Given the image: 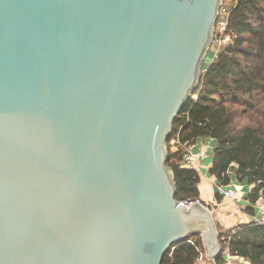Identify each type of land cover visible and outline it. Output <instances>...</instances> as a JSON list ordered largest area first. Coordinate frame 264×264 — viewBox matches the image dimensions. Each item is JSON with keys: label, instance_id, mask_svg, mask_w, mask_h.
<instances>
[{"label": "water", "instance_id": "water-1", "mask_svg": "<svg viewBox=\"0 0 264 264\" xmlns=\"http://www.w3.org/2000/svg\"><path fill=\"white\" fill-rule=\"evenodd\" d=\"M222 0H0V264H161L211 212L167 141Z\"/></svg>", "mask_w": 264, "mask_h": 264}, {"label": "trees", "instance_id": "trees-1", "mask_svg": "<svg viewBox=\"0 0 264 264\" xmlns=\"http://www.w3.org/2000/svg\"><path fill=\"white\" fill-rule=\"evenodd\" d=\"M232 1L226 31L236 38L202 69L197 98L188 99L173 123L166 167L174 177L175 199L198 201L200 175L180 168L183 149L171 151L169 143L175 137L187 145L215 140L208 174L221 186L230 184V173L251 186L246 212L253 215L255 203L264 200V0ZM216 229L221 247L216 264H223L225 247L242 264H264V222ZM190 239L193 245L175 244L161 264H195L203 247L198 236Z\"/></svg>", "mask_w": 264, "mask_h": 264}, {"label": "crops", "instance_id": "crops-1", "mask_svg": "<svg viewBox=\"0 0 264 264\" xmlns=\"http://www.w3.org/2000/svg\"><path fill=\"white\" fill-rule=\"evenodd\" d=\"M204 144L212 146V148L214 149L216 141L212 139L200 140L190 147L191 152H199L200 154H204V156H202V158L198 162L201 170V173L199 174L201 182L199 185L200 195L198 201L207 205V208L211 212L214 219L215 226H217L221 231L230 230L239 225L255 221V218L259 217L260 215V211L259 208L256 207V203L253 210V215H250L246 212V208L248 207L246 196L249 194L251 186H248L246 183L236 182L235 178L233 177V173L229 174L231 182L226 187L231 188L237 193V196L240 198V203L237 204L226 198H220V200H218V198L216 197V180L213 176H210L208 174V170L211 166L212 161V152L208 150L204 151ZM201 244L203 247V251L202 253H200V256L195 264H216L214 260H209L206 257L204 245L202 242Z\"/></svg>", "mask_w": 264, "mask_h": 264}, {"label": "built area", "instance_id": "built-area-1", "mask_svg": "<svg viewBox=\"0 0 264 264\" xmlns=\"http://www.w3.org/2000/svg\"><path fill=\"white\" fill-rule=\"evenodd\" d=\"M233 2L232 0H222L219 14L215 23L214 27V35H213V41H212V58L213 59L222 49L225 47L232 45L233 40L236 38L235 35L229 33L226 31L227 29V20L229 16V12L231 11V8H233V5L229 8L225 6V3ZM210 52V51H209ZM191 98L195 100L197 97L195 94L191 95ZM200 141V140H198ZM196 143V142H195ZM194 143V144H195ZM170 145L173 148V151H177V149H183V157H182V163L180 165L181 169L185 170H194L197 173H201L200 166L198 162L204 156V154H200L199 152H191V145L187 144H181L177 137L173 138L170 142ZM213 151L212 146H208L204 144V151ZM215 194L220 196L221 198L229 199L237 204L240 203V198L237 196V193L232 190L229 187L221 186L218 184H215ZM263 200V199H261ZM264 201V200H263ZM186 202V201H185ZM249 206V205H247ZM259 208L258 206H256ZM255 208V205L253 206V210ZM260 215L259 217L255 218V222L263 223L264 222V211L259 209ZM193 239H189L187 242L193 245ZM222 258H223V264H242L238 259L233 258L229 252L228 247H225V249L222 252Z\"/></svg>", "mask_w": 264, "mask_h": 264}, {"label": "rangeland", "instance_id": "rangeland-1", "mask_svg": "<svg viewBox=\"0 0 264 264\" xmlns=\"http://www.w3.org/2000/svg\"><path fill=\"white\" fill-rule=\"evenodd\" d=\"M232 5H233V2L225 3V6H226V7H229V8H230ZM211 50H212V44H211V46H210V48H209V51H210V52L208 51V53L206 54V57H205V59H204L203 65H202V69H204V67H206L207 64H209L210 61H211V59H210V58H212ZM169 147H170V150L173 151V148H172V146L170 145V143H169ZM167 151H168V150H167ZM256 205L259 207V209H261V210L264 211V201H263V200L259 199V200L256 202ZM220 248H221V247H220Z\"/></svg>", "mask_w": 264, "mask_h": 264}]
</instances>
